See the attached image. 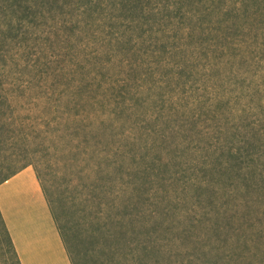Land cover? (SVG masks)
<instances>
[{"label": "rangeland", "instance_id": "374dc122", "mask_svg": "<svg viewBox=\"0 0 264 264\" xmlns=\"http://www.w3.org/2000/svg\"><path fill=\"white\" fill-rule=\"evenodd\" d=\"M9 3L0 162L32 159L75 262L258 264L264 0ZM0 261L16 264L1 220Z\"/></svg>", "mask_w": 264, "mask_h": 264}, {"label": "crops", "instance_id": "0c3cea01", "mask_svg": "<svg viewBox=\"0 0 264 264\" xmlns=\"http://www.w3.org/2000/svg\"><path fill=\"white\" fill-rule=\"evenodd\" d=\"M26 182L35 198L7 195ZM0 213L21 264H71L33 170L28 166L0 184ZM1 264V261H0Z\"/></svg>", "mask_w": 264, "mask_h": 264}, {"label": "trees", "instance_id": "16d2710c", "mask_svg": "<svg viewBox=\"0 0 264 264\" xmlns=\"http://www.w3.org/2000/svg\"><path fill=\"white\" fill-rule=\"evenodd\" d=\"M25 1L26 0H10L9 5L11 8H13L12 12L17 11L16 9L18 7H21ZM56 1L58 2V0H56ZM24 9H27V5L24 6ZM9 95H11V92H8V91L2 92V96L4 99L5 98L8 99ZM11 104H12V102H9L7 105L8 110L10 112L13 110ZM0 112H2L1 109H0ZM3 113H2V115H5V113L4 114ZM18 156L19 155L18 154L16 155V153H9L6 155H2L3 159L0 162V184L2 182L6 181L7 179H9L11 176L16 174L17 172L21 171L25 167L32 164V159H30V157H28V154L23 155L24 157H21V158H19ZM6 167H7V169L5 171H3L4 168H6ZM225 170H226V168H225ZM115 171H116L115 169L112 170V172H114V173H115ZM129 174H130L129 172H126V176H128V177L123 182V183H125V186H123V187L121 186V187H119V189L121 192H123V190H125V192L126 191L129 192V197L131 198L129 201V206L132 208L131 211L134 214V218L135 219H142V218L146 217L148 219V215H149L155 219L157 217V213H155L151 210L149 212H147V209L144 207L146 204L145 197L142 200L140 198H137V200L133 201L134 194L132 193L133 191H132V188L130 186L132 184V182H131V180L129 181V179H128ZM192 182H194V181H192ZM43 190H45V189L42 188V191ZM117 192L118 191H116V193ZM46 201H47V199H46ZM126 204H127L126 202L122 203V205H126ZM49 211L52 215V218H53L54 223L56 225L57 231L60 235L61 241L64 245V248H65L66 253L68 255V258L70 260V263L71 264H77L75 262V260L73 259V256L71 255L72 250H71V245L69 243L70 242L69 237L65 233L64 228L59 225L58 220H57V215L52 211L51 207H49ZM0 220L2 222L3 231L5 234L6 241L9 245L10 250H11V254L14 257L16 264H21L19 259H18L16 250L14 248L12 239H11L9 232L6 228V225L2 219L1 213H0ZM148 220H149L150 225L153 226L151 219H148ZM114 226L116 227L117 233L122 228V226H119L120 228L116 225H114ZM146 227H148V226L146 225ZM118 228H119V230H117ZM211 229L215 230V231L218 230L217 227H213ZM104 237H106V238L108 237V239L110 240L113 247L116 245L117 236L115 237V234L113 231L108 233V234H105ZM146 254L150 255L149 251H147ZM258 264H264V187H258Z\"/></svg>", "mask_w": 264, "mask_h": 264}, {"label": "bare ground", "instance_id": "6f19581e", "mask_svg": "<svg viewBox=\"0 0 264 264\" xmlns=\"http://www.w3.org/2000/svg\"><path fill=\"white\" fill-rule=\"evenodd\" d=\"M28 183L26 182H21V183H17L15 185H13L6 193L2 192L1 193V197H4L7 195V198H11L12 195H15L16 193V196H22L24 199H26V196L31 199V198H35V194L30 191V188L28 187Z\"/></svg>", "mask_w": 264, "mask_h": 264}]
</instances>
